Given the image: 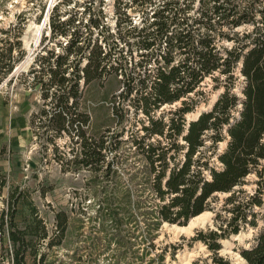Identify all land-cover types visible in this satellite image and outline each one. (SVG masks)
<instances>
[{
	"label": "trees",
	"instance_id": "trees-1",
	"mask_svg": "<svg viewBox=\"0 0 264 264\" xmlns=\"http://www.w3.org/2000/svg\"><path fill=\"white\" fill-rule=\"evenodd\" d=\"M114 4L119 15L114 33L90 4L83 10L88 15L85 33L78 26L70 29L73 19L66 23L51 19V33L68 37L66 50L74 46L78 54L84 50L87 55L80 71L82 59L75 58L69 73L61 72L48 86L42 83L38 113L45 139L66 138L63 145L73 170L88 174L86 196L96 206L89 219L98 222L97 230L87 236L83 250L73 248L66 258L53 253V247L68 250L69 232L81 225L84 215L79 205L54 210L50 233L29 191L8 187L0 171L7 263L24 264L26 251L38 244L42 257L51 254L45 264H131L128 253L132 264H165L163 253L152 254L161 224L185 225L211 209L214 195L229 193L225 202L232 204L231 215L219 232H210V241L202 233L193 239L216 251L219 238L235 235L249 224L257 231L240 254L247 264H264V220L258 226L255 209L262 206L264 190V0H114ZM136 9L141 11V25L133 23L128 12ZM240 27L247 28L238 31ZM91 28L103 36L93 37ZM114 37L124 46L119 49ZM223 40L230 47H224ZM133 48L142 51L138 58L132 56ZM11 51L8 44L0 53V82L13 70ZM60 58L57 55L55 62ZM151 62L154 66L148 68ZM34 67L29 73L35 84L42 82L35 72L41 75L46 70ZM236 69L242 77L241 96L232 91ZM112 76L122 84L121 100L116 104L113 96L106 110L103 100L108 92L103 88ZM206 77L214 82L213 89L222 91L209 110L187 121L185 114L199 101L189 96L203 95L200 87ZM97 89L102 91L98 94ZM85 95L101 100L92 108L85 104ZM127 102L135 110L132 123ZM176 102L180 106L169 110L167 119L164 113L155 115L160 107ZM95 110L104 115L102 121L98 117L92 121ZM138 111L143 116L137 119ZM223 140L225 148L217 153ZM108 151L113 152L110 160ZM119 163L127 165L118 169ZM250 173L256 176L254 192L234 204L235 187Z\"/></svg>",
	"mask_w": 264,
	"mask_h": 264
},
{
	"label": "rangeland",
	"instance_id": "rangeland-1",
	"mask_svg": "<svg viewBox=\"0 0 264 264\" xmlns=\"http://www.w3.org/2000/svg\"><path fill=\"white\" fill-rule=\"evenodd\" d=\"M91 10L101 18L102 22L109 28V32L116 31L115 22L119 15L116 13L114 0H0V53H5L4 49L8 44L12 45L10 53L14 67L28 61L26 68H19L10 79H5L0 82V171L5 175L9 186H19L29 191L30 196L36 205L40 216L46 223L50 233L54 230V210L62 208L69 211L71 204L79 205V209L83 212L82 222L78 228L70 230L68 235L67 245L65 248L53 247L52 251L62 258H66V252L73 248L83 250L86 247L87 236L97 230L98 222L91 221L89 217L93 216L95 207L92 206L91 198L86 196L85 185L87 183L88 174L84 170L75 172L70 163V154L68 147L64 146L66 138H51L50 141L45 139L43 129L40 128L38 113L42 107V99L40 93L42 83L48 86L61 73L71 71L73 66L72 61L75 58H81L79 71L82 69L87 55V51H81L79 54L73 46L70 50H66V42L68 37L54 36L50 31V21L59 20L60 22H69L74 20L73 24L69 25L70 29L78 26L82 32L88 31L86 20L88 15L83 12L85 5H89ZM132 22L136 25H141V11H129ZM78 21L80 22L79 24ZM40 26V37L33 40L32 26ZM123 25V24H122ZM247 27H240L237 30L242 31ZM99 30V29H98ZM97 29L91 28L93 37H102ZM71 31V30H70ZM118 48L124 46V43L119 42L117 38ZM101 40V39H100ZM82 43V42H81ZM79 43V44H81ZM103 44V42H102ZM164 45V44H163ZM224 47H230L231 43L226 40L222 41ZM126 51V48H125ZM142 51L132 49V56L138 58V54ZM126 52H124L125 54ZM61 58L57 62L56 56ZM26 56V57H25ZM129 56V53H126ZM40 60V61H39ZM45 61L44 65L40 62ZM48 61V62H46ZM39 70V66L45 67V72H35L34 76L41 77L42 82L34 84L32 76L29 73L32 67ZM153 62L148 65L152 68ZM48 68H51L49 72ZM3 70L0 68V71ZM46 73V74H45ZM236 78L232 91L241 96L240 88L242 85V77L238 69L235 70ZM118 78H120L118 76ZM214 82L211 78L206 77L201 83L200 90L203 95L190 94V98L199 101L194 105V109L185 114L187 121L194 119L195 114L207 111L211 108L214 101L217 99L222 88L213 89ZM82 87V83H80ZM122 84L113 76L104 84V90H107V98L103 100L105 109L111 108L113 96L115 102L121 100L118 95L121 92ZM85 91V89H84ZM98 94L102 89L96 90ZM92 99L85 95V104L94 108L96 102L101 99ZM128 110L129 123L134 121V108L125 103ZM180 106V102L173 105H164L156 110L155 115L159 116L164 113L165 119L170 114L169 110H174ZM197 114V115H198ZM93 119L100 118L103 120L104 115L95 110L92 112ZM142 113L138 111L136 118L142 117ZM129 133L125 132L124 137ZM226 142L220 141L216 146V152L220 153ZM206 146L210 145L208 139L205 142ZM209 153V152H208ZM113 152L106 153V160H110ZM214 166L218 167L219 163L212 159ZM129 161V164H131ZM126 164L119 163L118 169L123 168ZM256 176L250 173L243 179V183L235 190L237 193L234 204L241 202L250 195L256 188ZM8 188L3 191V197L7 195ZM44 191V195L41 192ZM76 191V193H74ZM229 193H219L214 195V200L211 202V209L205 211L211 213V223L203 228L195 229L191 235H174L171 231L165 228L166 225L184 226L178 224H169L164 222L156 232L154 239V249L152 254H164L165 264H244L246 261L242 258L240 252L242 249L248 248L253 242V235L257 228L249 224L242 227L237 234H229L219 238L217 243L219 248L212 251L202 240L193 238L202 233L206 237V241H210L208 234L210 232H219V226L223 224L225 219L230 217L228 210L232 204L225 202ZM257 224L263 225L264 220V190L262 206L257 208ZM204 212V211H203ZM19 218V213L17 214ZM249 219V217H247ZM187 224V223H186ZM185 224V225H186ZM6 237V221L3 215H0V264L7 263L9 258V249L7 246ZM43 247L36 244L30 248L24 255V264H45L46 260H51L49 257H42L41 252ZM55 251V252H54ZM48 252V251H47ZM132 255L128 253L126 259L132 264ZM220 258L221 263L215 261ZM240 258L243 259L240 260ZM100 259H102L100 257Z\"/></svg>",
	"mask_w": 264,
	"mask_h": 264
},
{
	"label": "bare ground",
	"instance_id": "bare-ground-1",
	"mask_svg": "<svg viewBox=\"0 0 264 264\" xmlns=\"http://www.w3.org/2000/svg\"><path fill=\"white\" fill-rule=\"evenodd\" d=\"M31 29L33 30V36H34L33 40H37L40 37V32H41L40 26L34 25L31 27ZM27 65H28V61H25L23 64L17 66L16 68H18V69L21 67L26 68ZM197 114L194 115V118L197 117ZM210 223H211V213L204 211V212L200 213L199 215L190 218L188 220L187 224L184 226H176V225H169L168 226L165 224V228L168 231H171L176 236L181 235V234L191 235V234H193L195 229L203 228L206 225H209ZM240 260L243 261L242 258H240ZM244 264H247V263H244Z\"/></svg>",
	"mask_w": 264,
	"mask_h": 264
},
{
	"label": "water",
	"instance_id": "water-1",
	"mask_svg": "<svg viewBox=\"0 0 264 264\" xmlns=\"http://www.w3.org/2000/svg\"><path fill=\"white\" fill-rule=\"evenodd\" d=\"M18 70V68H14V70H12V72L10 73V75L8 76V79H10L11 78V76L16 72ZM201 114V112L197 115V117L199 116ZM196 117V118H197Z\"/></svg>",
	"mask_w": 264,
	"mask_h": 264
}]
</instances>
